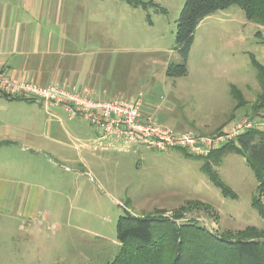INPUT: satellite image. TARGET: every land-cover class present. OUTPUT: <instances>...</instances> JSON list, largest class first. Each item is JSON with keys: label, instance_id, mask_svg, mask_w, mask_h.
I'll return each mask as SVG.
<instances>
[{"label": "rangeland", "instance_id": "374dc122", "mask_svg": "<svg viewBox=\"0 0 264 264\" xmlns=\"http://www.w3.org/2000/svg\"><path fill=\"white\" fill-rule=\"evenodd\" d=\"M142 1L144 6L134 7L126 0H62V16L70 21L77 14L89 38L86 46H75L79 81L102 99L140 97L146 115L177 131L214 134L221 129L206 131L198 124L228 125L242 117L264 127L252 62L264 65V26L247 20L237 4L214 12L195 29L187 74L169 77L168 65L181 63L175 29L184 0ZM30 104L34 109L29 105L21 113L37 123L43 137L59 142L42 152L26 151L29 186L19 193L28 203L41 198L39 209L47 215L28 219L23 213L21 219L19 212L0 213V264H106L121 248L116 231L121 215L171 216L187 201L197 204L186 217L213 232L264 229V215L250 203L257 183L241 155L213 163L236 194L231 198L200 171L202 157L143 146L128 153L96 151L85 144L94 138V126L69 120L59 109L49 116L37 100Z\"/></svg>", "mask_w": 264, "mask_h": 264}, {"label": "trees", "instance_id": "16d2710c", "mask_svg": "<svg viewBox=\"0 0 264 264\" xmlns=\"http://www.w3.org/2000/svg\"><path fill=\"white\" fill-rule=\"evenodd\" d=\"M126 1L134 7L145 5L142 0ZM233 4L243 9L247 20L264 26V0H184L175 29V49L181 57V63L168 65L167 76L187 74L186 61L197 25L205 17ZM252 62L261 89L258 98L264 104V65L254 60ZM227 154L244 157L253 172L257 184L250 203L263 216L264 127L254 126L245 130L234 141L202 157L205 162L200 171L224 196L236 198V194L213 169V163L219 165ZM185 155L194 157L186 152ZM193 204L197 202L187 201L173 212V216L163 211L147 216L129 212L121 215L116 226L121 248L113 260L106 264H264L263 228L246 226L222 233L213 232L195 219L186 217L192 211L190 206Z\"/></svg>", "mask_w": 264, "mask_h": 264}, {"label": "crops", "instance_id": "0c3cea01", "mask_svg": "<svg viewBox=\"0 0 264 264\" xmlns=\"http://www.w3.org/2000/svg\"><path fill=\"white\" fill-rule=\"evenodd\" d=\"M62 4V0H0V72L10 79L38 85L69 86L102 99L93 86L80 82L77 77L80 65L76 63L75 46H86L89 38L77 14H73L70 21L67 15L62 16L66 12ZM82 29L85 31L81 33ZM82 59L77 58L78 61ZM34 100L37 99L0 94V213L11 217L19 212L21 219L24 218L23 213L28 219L47 215L45 210L39 209L41 198L36 197L28 203L23 193H19L29 186L26 181L29 168L24 155L29 149L42 152L47 146L52 148L50 142H59L51 136L43 137L41 131L36 130L37 123L21 113L29 105L34 109V104H30ZM37 101L49 116L54 115V109H59L69 120L82 119L69 116L60 106ZM226 123L213 125L203 121L198 125L206 131H217L230 125ZM95 138L96 134L85 144L97 151L99 149L93 146ZM12 151L19 152L21 156L15 157ZM15 173L18 177L14 176Z\"/></svg>", "mask_w": 264, "mask_h": 264}, {"label": "built area", "instance_id": "2783aa9c", "mask_svg": "<svg viewBox=\"0 0 264 264\" xmlns=\"http://www.w3.org/2000/svg\"><path fill=\"white\" fill-rule=\"evenodd\" d=\"M0 94L11 98H34L62 107L71 117L79 116L96 128L93 146L101 151L125 153L143 146L157 151L179 149L191 156L205 157L234 141L245 130L262 125L242 117L214 134L177 131L146 115L140 97L115 96L103 100L69 86L38 85L10 79L4 72H0Z\"/></svg>", "mask_w": 264, "mask_h": 264}]
</instances>
